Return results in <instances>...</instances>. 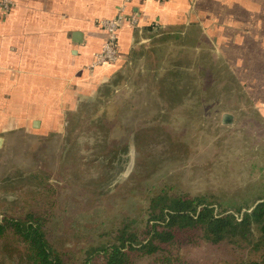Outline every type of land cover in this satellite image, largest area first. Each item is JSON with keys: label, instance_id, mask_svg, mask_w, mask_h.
<instances>
[{"label": "rangeland", "instance_id": "obj_1", "mask_svg": "<svg viewBox=\"0 0 264 264\" xmlns=\"http://www.w3.org/2000/svg\"><path fill=\"white\" fill-rule=\"evenodd\" d=\"M160 57L128 65L118 83L69 118L60 134L12 135L0 152V217L41 212L64 264H82L92 245L110 241L108 234L127 223L138 229L158 192L201 195L230 211H245L264 196L260 124L237 108L229 109L233 124L222 123V106H214L209 92L196 102L190 78L171 75L163 84L162 70H155ZM220 98L219 105L226 103ZM131 145L134 164L125 176ZM257 235L253 227L238 243L185 246L182 261L253 259Z\"/></svg>", "mask_w": 264, "mask_h": 264}, {"label": "crops", "instance_id": "obj_2", "mask_svg": "<svg viewBox=\"0 0 264 264\" xmlns=\"http://www.w3.org/2000/svg\"><path fill=\"white\" fill-rule=\"evenodd\" d=\"M13 1L8 12L0 8V152L12 135L60 134L128 65L155 55L164 56L155 69L163 84L171 75L190 78L196 102L209 92L222 106L221 122L227 113L233 124L229 109L237 108L264 132V0H127L125 13L138 24H120L119 59L97 66L106 38L97 21L114 17L125 0Z\"/></svg>", "mask_w": 264, "mask_h": 264}, {"label": "trees", "instance_id": "obj_3", "mask_svg": "<svg viewBox=\"0 0 264 264\" xmlns=\"http://www.w3.org/2000/svg\"><path fill=\"white\" fill-rule=\"evenodd\" d=\"M167 193L148 199L143 225L128 229L127 223L107 233L111 240L92 245L82 264H185L180 252L185 246L238 243L249 238L253 227L258 232L252 245L255 258L215 264H264V196L245 211H230L201 195ZM46 223L37 210L1 216L0 264H64L49 240Z\"/></svg>", "mask_w": 264, "mask_h": 264}, {"label": "built area", "instance_id": "obj_4", "mask_svg": "<svg viewBox=\"0 0 264 264\" xmlns=\"http://www.w3.org/2000/svg\"><path fill=\"white\" fill-rule=\"evenodd\" d=\"M126 2L127 0H125L122 6H120V9L114 17L100 19L97 21V24L105 31L106 38L101 49L95 53L91 66L110 64L119 59L120 51L117 32L120 24L124 20H128L132 26H136L138 24L137 17L134 14L125 13L124 6ZM13 5V0H0V8L4 12H8Z\"/></svg>", "mask_w": 264, "mask_h": 264}, {"label": "water", "instance_id": "obj_5", "mask_svg": "<svg viewBox=\"0 0 264 264\" xmlns=\"http://www.w3.org/2000/svg\"><path fill=\"white\" fill-rule=\"evenodd\" d=\"M231 119V116L227 113H224L222 115V123H228ZM133 135V133H132ZM1 142H2V138L0 137V145H1ZM133 164H134V147L131 145L130 146V149H129V162H128V165L125 169V172H124V175L126 176L127 174L130 173L132 167H133Z\"/></svg>", "mask_w": 264, "mask_h": 264}]
</instances>
